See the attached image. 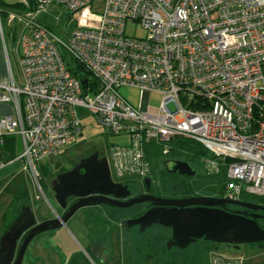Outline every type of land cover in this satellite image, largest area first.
I'll list each match as a JSON object with an SVG mask.
<instances>
[{
    "label": "built area",
    "instance_id": "1",
    "mask_svg": "<svg viewBox=\"0 0 264 264\" xmlns=\"http://www.w3.org/2000/svg\"><path fill=\"white\" fill-rule=\"evenodd\" d=\"M20 3L24 9L9 12L8 21L20 28L24 84L11 71L0 79V102L13 103L16 116H0V138L22 137L25 171L37 178L43 160L82 141L86 110L108 135L129 136L130 144L108 151L115 182L149 178L148 151L168 157L176 139H187L208 152L201 160L207 174L226 173L224 198L264 199V0ZM52 3L76 21L67 43L37 19ZM130 22L146 37L127 36ZM78 67L91 83L74 74ZM125 86L140 89L139 108L120 95ZM152 93L162 96L156 109L145 101ZM211 264L245 259L215 251Z\"/></svg>",
    "mask_w": 264,
    "mask_h": 264
},
{
    "label": "rangeland",
    "instance_id": "2",
    "mask_svg": "<svg viewBox=\"0 0 264 264\" xmlns=\"http://www.w3.org/2000/svg\"><path fill=\"white\" fill-rule=\"evenodd\" d=\"M19 1L22 0H0V3L6 4L5 11H18L19 9L13 8V5ZM1 18L4 20V15ZM37 19L46 27L52 29L65 43L69 41L72 32L76 28L75 19L70 17L66 8L56 3H52L48 11L38 15ZM8 23L11 24L9 21ZM4 28L7 33V45L10 50L13 48V51L10 52V66L16 78L20 79L21 70L18 53L14 50L13 39L11 40L8 35V26L5 22ZM14 33L17 39L18 32ZM125 33L127 36L135 38H145L147 35V31L137 22L128 23ZM119 93L133 107H140L141 91L139 88L125 86L119 89ZM161 103L162 96L160 94L152 93L150 95L149 106L151 108L156 109L160 107ZM80 113L84 125L82 141L85 142L80 141L71 149H63L56 157L43 160L40 163L43 165L39 168L40 175L37 178H34L30 172L25 171L24 164L18 159L8 164L5 163L6 165L0 169V223L3 224L1 226L9 225L16 211L21 212L25 206L31 207L37 223L59 216L62 209L56 202L52 190L56 176L70 170L81 158L86 157L94 150H98L108 157L111 146L130 144L128 135H108L106 129L88 111L82 110ZM177 158L189 159L185 156ZM202 158H194L190 161L195 166L200 167L199 164ZM162 159L163 157L159 156L151 160L153 171L155 175H159L157 179L167 186L169 192L181 196L194 189L197 195L214 196L219 193L221 188L223 189L224 176L206 174L202 172L203 167H200L201 173L196 178L191 179V186H189L178 176L167 174L162 165ZM16 168H19V172L13 174ZM143 180L133 177L127 179L125 184L137 190L142 188ZM254 202L256 203V201ZM142 208L143 205L140 204L129 209H116L111 211L113 217L109 218L102 213L101 207L82 209L64 227L41 233L35 237L28 255L29 253L32 255L33 264H43L39 259L46 255L52 257L50 260L54 264L57 261V254L65 258L73 252H82L78 240L82 244L86 241L83 238H90L91 241H98L101 251L102 248H106L107 254L111 255L108 264H154L157 261L158 264H180L183 259L180 261L178 255L188 256L193 264H209L211 250L215 246H223L222 244L205 243L199 240L185 249V251H188L187 255H184L186 253L179 254L175 250L168 252V242L171 237L165 229L154 226L141 232L137 227H122L120 220L123 215L138 213ZM77 230H80L82 235ZM105 234H107V238H104ZM235 253L245 259V264H264V242L244 244ZM235 253L226 252L225 254L231 256ZM87 254L86 256H77L70 264H101L94 253L89 251ZM185 259L187 260V257Z\"/></svg>",
    "mask_w": 264,
    "mask_h": 264
},
{
    "label": "water",
    "instance_id": "3",
    "mask_svg": "<svg viewBox=\"0 0 264 264\" xmlns=\"http://www.w3.org/2000/svg\"><path fill=\"white\" fill-rule=\"evenodd\" d=\"M82 83L86 84L87 80ZM148 100L149 95L146 94V104ZM164 165L171 174L183 177L197 175L189 163L168 160ZM145 184L149 188L151 179H145ZM53 192L56 202L66 212L37 223L31 207H23L0 238V264H23L27 249L35 237L65 226L80 210L95 206L129 209L148 203L149 210L136 219L125 220L121 225L123 228L140 226L141 231L161 226L171 232L169 248L178 246L185 250L199 240L237 247L264 242V229L257 222L258 215L248 217L245 212L228 208L234 206L264 211V206L205 196L162 198L142 194L129 199L132 195L129 186L113 180L108 158L99 151L82 159L73 169L58 174L53 182ZM70 198L76 200L68 206Z\"/></svg>",
    "mask_w": 264,
    "mask_h": 264
},
{
    "label": "crops",
    "instance_id": "4",
    "mask_svg": "<svg viewBox=\"0 0 264 264\" xmlns=\"http://www.w3.org/2000/svg\"><path fill=\"white\" fill-rule=\"evenodd\" d=\"M4 7H6V4L0 3V13L4 12L5 13V18L4 20L1 19L0 22V79H4V78H8L10 76V71L12 72L15 82L18 86H23L24 84V79H23V75H22V70H21V66H20V56H21V52H20V48L18 46V38L20 35V28L19 25L16 23L13 24H9L8 23V19H7V14L10 11H5ZM3 10V11H2ZM4 22L7 24L8 26V35L9 37H11V40L13 42V46H14V50L17 51L18 53V62H19V67L21 70V76L20 79H17L16 76L14 75L12 68H11V64H10V52L13 51V48H11V50L9 49L8 45H7V33L5 32V28H4ZM14 32H18V37L16 39V35ZM11 69V70H10ZM15 105L13 103H2L0 102V116H4L7 114H11L13 115L14 118H16L15 116ZM23 152V139L21 136L19 135H6L3 136L2 138H0V162H4L6 164L13 162L15 159H18L20 157V155ZM11 160V161H9ZM19 170V168L15 169V171L13 172L16 173ZM19 172V171H18ZM20 211H16V213L13 215V219L11 221V223H9V225L7 226H1L2 223H0V227H1V236L6 232V230L9 228V226L14 222V220L17 218L18 214ZM17 214V215H16ZM49 220V219H48ZM3 225V224H2ZM64 227V226H63ZM70 227V226H69ZM62 228V227H61ZM78 233H80L82 235V232H80V230H77ZM84 237V236H83ZM86 239L85 243H80V241L78 240V243L80 244V246L82 247V252L77 251L76 253L73 252L70 256H66L65 258L60 256L59 254H57L56 256V263L54 264H70L77 256H86L88 255V246L89 243L91 241V239L89 238H83ZM203 241V240H202ZM33 242V241H32ZM32 242L30 243L26 255L24 257L23 260V264H33L34 260L32 259V255L29 253L28 255V251L32 245ZM205 243H209L207 241H204ZM196 243V242H195ZM212 243V242H210ZM87 247V248H86ZM101 249V248H100ZM106 248H102V251L100 250L99 252V257L101 259H103V257L105 258L103 260V264H108V262L111 260V255H107L105 257V252H106ZM218 251L220 253H223L224 255H226V252L229 253H235L238 252V250L235 251H229L225 248V246H215L214 249L211 250L210 252V257H209V264H211V257H212V253ZM83 253V254H82ZM232 257L234 256H238V254L235 253V255H231ZM52 257H49L48 255L42 257V259L40 258L39 260L43 263V264H53L52 260H50ZM38 260V261H39ZM187 260L189 264H193L192 261L190 260V258L187 256ZM39 261V262H40Z\"/></svg>",
    "mask_w": 264,
    "mask_h": 264
},
{
    "label": "flooded vegetation",
    "instance_id": "5",
    "mask_svg": "<svg viewBox=\"0 0 264 264\" xmlns=\"http://www.w3.org/2000/svg\"><path fill=\"white\" fill-rule=\"evenodd\" d=\"M96 151L98 150H94L92 151L91 153H89L86 157H83L79 160V162L76 164L78 165L80 163V161L84 158H87L89 157L90 155H92L93 153H95ZM168 160H173V161H180V162H184V163H189L192 167L193 170L197 171V175L195 177H183L181 175H178V174H172V175H176L178 176V178H180L181 180H183L184 182L188 183L189 186H191V179L192 178H196L200 173H201V169L200 167H203L202 163H200V167L199 166H195L191 161H188L186 159H183V158H177V157H173V156H168V157H163L162 159V165L164 167V170L166 171L167 174H171L167 171V168L165 167L164 165V162L168 161ZM75 165V166H76ZM75 166H73L71 169H73ZM70 169V170H71ZM66 171H69V170H66ZM64 171V172H66ZM83 173V171H81ZM204 173H206L204 167H203V171ZM63 173V172H62ZM60 174V173H59ZM207 174V173H206ZM57 177V176H56ZM159 177V175H155L154 174V171H153V164H152V173H151V176L149 177V179H151V184H150V187L148 188L145 184V180H143V186L142 188L140 189H137V190H134L133 188H131L129 185V190L131 191L132 195L129 197L130 198H133V197H136V196H139V195H142V194H149V195H154V196H157V197H162V198H168V197H184V196H205V197H217V198H223L225 196V189L223 190L221 188V190L219 191V193H216L214 196H210V195H197L195 190L194 189H191V191L189 193H186L184 195H178L176 193H172V192H169L168 189H167V186L162 183L159 179H157ZM55 181V180H54ZM53 181V182H54ZM125 184V182L123 183ZM126 185V184H125ZM191 188V187H190ZM52 190H53V187H52ZM54 193V192H53ZM55 195V194H54ZM76 200V198H70L68 200V206L71 205L74 201ZM128 200V199H127ZM241 201H244V202H247L245 200H241ZM254 204H257L255 202H252ZM143 205V208L140 210V212L138 213H127L125 215H123L122 219L120 220V223L122 224L125 220H129V219H136L138 217H140L145 211L149 210V204L148 203H144V204H141ZM259 205H262L264 206V204H259ZM95 207H101V211L103 214H105L108 218L109 217H113L112 216V213L111 211L113 210H116L117 208H113V207H109V206H95ZM89 208H92V207H89ZM229 210L231 211H241V212H245L247 214L248 217H250L251 215L255 214V215H258V219H257V222L258 224L264 229V211H252V210H247V209H244V208H240V207H234V206H228ZM87 209V208H85ZM66 212V210H63L60 212V215H63L64 213ZM51 219H54V218H51ZM49 219V220H51ZM110 223H114V222H110ZM112 226V225H110ZM134 227H137L140 231H141V228L140 226H134ZM154 227V226H153ZM157 227H160L162 229H165L161 226H157ZM151 228V227H150ZM149 229V228H148ZM147 230V229H146ZM145 230V231H146ZM166 232L170 235V240L169 242L171 241L172 239V235H171V232L167 229H165ZM141 232H144V231H141ZM120 235V234H119ZM104 238H107V234H105ZM205 241V240H203ZM168 242V243H169ZM209 242V241H207ZM192 245V244H191ZM225 246V248L229 251H235V250H240L242 245H240L239 247L235 246V245H223ZM100 244L98 243V241L96 240H93V241H90L89 243V246H88V252L91 251L92 253L95 254V256L98 258L99 262H101V264H103V260L105 259L103 257V259H101L99 257V252H100ZM188 248V247H187ZM168 252H172L173 250L177 251L179 254H183V253H186L184 255H187V252L188 251H185V250H182L180 249L178 246H171L170 248L168 247L167 248ZM107 251L105 252V257L107 256ZM180 261L182 259H185V257L187 256H180ZM154 264H158V261L157 262H154Z\"/></svg>",
    "mask_w": 264,
    "mask_h": 264
},
{
    "label": "trees",
    "instance_id": "6",
    "mask_svg": "<svg viewBox=\"0 0 264 264\" xmlns=\"http://www.w3.org/2000/svg\"><path fill=\"white\" fill-rule=\"evenodd\" d=\"M29 1L33 2L34 0H29ZM13 8H18L19 10L24 9V7L20 3V1L18 3H15L13 5ZM2 15H4V18H5V13L1 12L0 17H2ZM74 74L80 78H84L85 80H89L90 83L92 82V79H91L89 73L84 68L78 67ZM173 145H174V149L171 151V155H170L173 157L185 156V157L189 158L186 160L190 161L191 159H194V158L198 159V158H201V157L208 155V153L204 150V148H201L202 146L199 143H196V142L191 141V140L176 139L173 142ZM159 156L160 157L162 156L161 150L159 148H154V149L148 151V159L149 160H152L153 158H158ZM9 161H11V160H9ZM42 165L43 164H40L39 168H41ZM221 175L224 176V178H225L224 179L225 183L223 185V190H224L226 187L227 177H226L225 172H223ZM221 175H219V176H221ZM242 199L245 201H248V202L256 201L257 204H264V199H262V198H257V197L253 198V196L244 195V196H242ZM180 264H189V263H188V260L183 259Z\"/></svg>",
    "mask_w": 264,
    "mask_h": 264
}]
</instances>
